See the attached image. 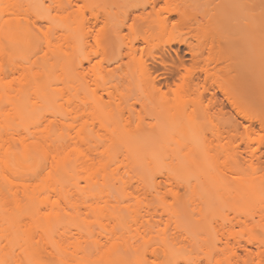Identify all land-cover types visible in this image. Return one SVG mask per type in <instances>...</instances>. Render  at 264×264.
Wrapping results in <instances>:
<instances>
[{"label": "bare ground", "instance_id": "obj_1", "mask_svg": "<svg viewBox=\"0 0 264 264\" xmlns=\"http://www.w3.org/2000/svg\"><path fill=\"white\" fill-rule=\"evenodd\" d=\"M46 1L0 0V235L9 234L8 240L14 241L20 230L15 223L31 219L43 204L51 206L41 214L43 233L62 236L75 229L81 235L82 225L74 222L80 211L69 212L62 201L70 204L74 198L99 195L108 199L110 178L122 168L123 178L135 175L142 182L145 177L148 183H143L151 185L160 160L166 159L155 152L156 145L176 138L177 147L184 138L193 150L201 126L217 115H227L231 132L240 136V183L246 197L264 202V0H91L96 3L95 23L101 25L95 36L84 18L75 19L71 6L60 1L66 18L73 21H57ZM47 22L51 25L45 29ZM57 23L66 39L47 30L56 29ZM133 31L144 32L138 43L127 40ZM91 36L103 50L92 65ZM62 38L69 40L66 48ZM112 53L117 55L115 63L104 66ZM114 102L130 105L124 108L129 113ZM88 103L92 120L99 119L108 131L99 162L91 156L93 145H98L93 144L90 121L82 120L81 105ZM136 103L149 112L147 117L136 111ZM131 121L136 122L133 128ZM13 175L22 180L30 176L31 181H17ZM19 191L23 198L17 196ZM23 199L28 204L23 205ZM90 213L95 214L94 207L85 216ZM113 216L120 218L118 212ZM118 245L108 249L107 264L129 259ZM3 247L0 237V264ZM30 256L27 264H38ZM66 262L96 263L89 248Z\"/></svg>", "mask_w": 264, "mask_h": 264}, {"label": "rangeland", "instance_id": "obj_2", "mask_svg": "<svg viewBox=\"0 0 264 264\" xmlns=\"http://www.w3.org/2000/svg\"><path fill=\"white\" fill-rule=\"evenodd\" d=\"M50 1L47 0L46 3L50 4L49 8L52 17L56 16L57 18L55 19L57 21L60 18H66L67 12L62 8L61 0ZM62 1L65 5L71 6L70 10L73 11V16H76L75 19L79 15V19L81 17L85 19L86 25L93 26L92 31L95 36L97 30L101 27L100 24L95 23L92 15L96 8V3L91 2V0ZM52 20L54 21V19ZM70 20L73 21L72 18L67 19L69 23ZM59 23L61 25V22ZM45 24V29L47 25H51L48 22ZM60 25L58 27L57 23L56 29L52 26L53 28L51 27L47 30L52 31V33L55 31L54 33L58 36L64 35L67 37L68 35L64 34L63 28L60 30L62 27ZM143 34L144 32L142 31H133L129 33L127 40L138 43ZM56 35L54 34L53 36ZM91 37L89 39L91 40L89 41L91 46L89 44L87 46L88 48L90 47L88 51L91 52H88V54L94 55V58L91 57L92 55L90 56L92 59L89 63L92 65L94 60L98 61L102 57L101 53H103V50L100 44ZM64 38H62L64 40L62 43L66 48L65 45L67 44L65 43H68L69 40L66 42V38ZM59 43L61 44V41ZM84 51L87 52V50ZM76 55H78L77 52ZM76 57L74 58L76 59ZM116 57V54H110L103 60L104 66H113ZM91 86L94 85L90 83ZM100 92L101 90H99L98 94L102 93ZM104 97L108 101L109 98L106 94ZM220 97L223 99L222 94H220ZM90 98H94L93 94H90ZM120 100H122V103L127 104V101H124L126 99ZM120 100H116V102H120ZM130 101L132 102L134 99ZM224 101L228 103L227 99ZM115 104L112 106L116 107ZM124 104L123 107L119 104L118 108L120 106L122 111L128 106L129 109L131 108L130 105L125 107ZM81 106H83L81 108L85 112L82 120L90 121L89 127L92 129V133L94 132L92 135L95 138L93 144L96 143L98 145L97 147L93 145L91 156L95 159V162H99L103 158L101 153L107 143V138L105 137L108 136V131L103 130L105 128L99 124V119L92 120L89 113V111H92L90 103ZM135 107L136 111L142 110L141 105L138 103H136ZM65 108H67L66 104ZM228 109H230V106ZM124 112L125 114L129 113L128 109ZM148 113V111L142 110L143 116L147 117ZM227 117V115H217L214 117L213 122L208 121L202 125L200 132L197 136L195 135L196 141L193 143L195 146L193 150L190 144H187L188 141L184 142V138L181 140L183 144L178 142V148L174 143L176 138L173 139L172 145L167 144L166 140L164 143L162 142L163 145L161 147L156 143L158 145L155 144L157 150L155 152L159 150L158 153L161 159L164 157L166 159L160 160L161 168H159V172L155 169L156 173H158L155 174L154 178L152 177L154 176L153 173H151L152 176L149 175L150 179L152 177L155 180L153 181L154 183L152 182L153 184H147L148 181L145 177L142 178L146 181L143 180L141 182L138 178L139 176L134 177L135 175L133 174L130 180L127 174H124L123 178L122 172L124 173V170H122V167H125V165L123 166L120 161V165L122 164L120 174L117 173L113 175V178H110L112 181H110L111 185L114 187L111 185L109 187L111 193L108 197L109 200L107 197L103 196L102 198L100 197L102 195H99L101 199L99 197L85 200L74 198L70 204H65L62 201L61 206L67 207L69 212L80 211V216L76 218V221L72 220L76 224L82 225L83 231L81 235L76 234L75 229L62 236L58 232L53 235L43 233L41 227L43 218L41 214L47 213L50 210V205H38L40 208L39 213L35 214L31 219L28 217L22 221L15 219L18 223H14L20 230L18 229L19 232L17 237L15 236L14 241L12 239V242L8 240L9 234L0 235L2 246H4L2 254L5 256V259L2 258L4 260L2 262L4 264H27L31 262V258L29 259V255H31L30 257L35 259L38 264H66V261L71 260L77 253L89 248L92 249L95 264H105L108 257V249L111 250L113 248L112 245L117 242L119 244L117 248L128 251L126 253L128 256L124 255L126 258L129 257V259L124 258L125 261L122 259V261L118 262L116 260V262L114 261L116 264H127V261L128 264H264V202L248 199L242 189L239 164L241 139L237 132V135H235L230 130L232 128H230V122ZM135 123L131 121V128L134 127ZM179 139L176 141H179ZM122 158L124 157L120 153L119 160ZM186 166L189 168L187 169ZM170 169L174 171V174ZM83 173L82 176H84ZM168 174L172 178L169 176V179L167 177ZM99 175L102 177L101 174ZM173 175H176V177ZM100 176L97 175V179L101 180ZM12 177L17 181H31L30 176H26V180H22L20 176L13 175ZM80 180L83 181V179ZM143 182H147V185ZM16 194L19 198H23L22 191ZM14 201L12 199V202ZM26 202L25 199L21 201L23 205L28 204ZM206 203H209L207 204L208 206ZM200 205H202L201 208ZM15 206L16 204H11V207ZM184 206L188 211L184 210ZM92 207L95 208V214L90 213L91 215L85 216ZM200 209L203 210V213ZM115 212H118V217L120 218L113 216V213L114 215L116 214ZM187 213L190 216L186 215ZM201 215L202 217H200ZM8 241L11 244L14 242V247H11L12 245L10 246ZM155 246L160 247V249H155L157 248ZM154 250L156 251L154 252ZM246 250H250L251 254L247 255ZM26 252L29 260H26ZM112 254H110V257H114ZM108 259L111 258L108 257ZM137 259L141 262L138 263ZM32 264H35V262Z\"/></svg>", "mask_w": 264, "mask_h": 264}]
</instances>
